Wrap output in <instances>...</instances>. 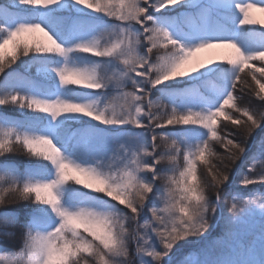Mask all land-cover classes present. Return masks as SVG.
Masks as SVG:
<instances>
[{
	"label": "snow or ice",
	"instance_id": "snow-or-ice-1",
	"mask_svg": "<svg viewBox=\"0 0 264 264\" xmlns=\"http://www.w3.org/2000/svg\"><path fill=\"white\" fill-rule=\"evenodd\" d=\"M5 107L0 264H264V0H0Z\"/></svg>",
	"mask_w": 264,
	"mask_h": 264
},
{
	"label": "trees",
	"instance_id": "trees-1",
	"mask_svg": "<svg viewBox=\"0 0 264 264\" xmlns=\"http://www.w3.org/2000/svg\"><path fill=\"white\" fill-rule=\"evenodd\" d=\"M0 111H3L5 113H8L9 115L11 116H18V112L10 107H5V108H2L0 109ZM252 143V141H250V144ZM8 159L10 160H14V161H25L27 158L23 155H12V156H9ZM257 189H264V188H260L258 186H251L250 188H247V189H240L241 192H249V191H254V190H257ZM17 207H19V205H17Z\"/></svg>",
	"mask_w": 264,
	"mask_h": 264
},
{
	"label": "rangeland",
	"instance_id": "rangeland-1",
	"mask_svg": "<svg viewBox=\"0 0 264 264\" xmlns=\"http://www.w3.org/2000/svg\"><path fill=\"white\" fill-rule=\"evenodd\" d=\"M257 15H259V14H257ZM259 184H257V185H253V186H258ZM260 187H263L262 185H259Z\"/></svg>",
	"mask_w": 264,
	"mask_h": 264
}]
</instances>
